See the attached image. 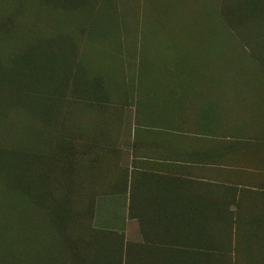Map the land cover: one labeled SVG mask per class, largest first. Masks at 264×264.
<instances>
[{
	"label": "crops",
	"instance_id": "crops-1",
	"mask_svg": "<svg viewBox=\"0 0 264 264\" xmlns=\"http://www.w3.org/2000/svg\"><path fill=\"white\" fill-rule=\"evenodd\" d=\"M213 10L205 23L223 34L196 42L208 59L251 66L207 67L198 70L204 82L164 83L136 106L91 117L88 139L81 119L79 180L94 188V227L120 236L118 264L264 254V78L248 77L264 76V0H218Z\"/></svg>",
	"mask_w": 264,
	"mask_h": 264
},
{
	"label": "trees",
	"instance_id": "trees-1",
	"mask_svg": "<svg viewBox=\"0 0 264 264\" xmlns=\"http://www.w3.org/2000/svg\"><path fill=\"white\" fill-rule=\"evenodd\" d=\"M102 12L99 0H0V54L5 53L4 59L0 61V70L10 68L17 71V75L10 80L0 76V92L2 95L3 92L6 93L1 99L8 98L10 103L6 105L14 111L17 119L24 120L31 116L33 120L31 129L27 130L30 133L21 131L16 138L2 133L0 127L1 137L7 139L0 142V167L5 166L1 158L6 155V144L29 147L30 166L33 169H37L40 162L43 163L40 160H43L44 153L60 157L58 162H62L61 166L49 164L50 171H61L62 176L67 179L65 187L71 186V191L74 187L78 188L79 195L88 191L87 205L76 206L71 191L67 189L64 193L61 188L64 185L55 177L51 178L48 186L52 187L51 190L40 187L39 181L31 177V200L36 195L40 206L37 211H44L45 216L53 218L62 243L73 241L72 236L67 239L66 229L69 226L75 228L72 229L74 235L85 241L87 254L84 264H118L116 257L119 235L99 230L92 223L94 188L85 185L84 176L79 180L78 171L79 140L82 137L79 131L83 130L85 125L81 124L82 117H87V136H83L88 139V132L90 134L94 131V121L91 117L110 116L123 112L126 106L138 105L144 98L148 99L159 93L158 88L164 84L162 80L169 84L204 82L207 76L200 74L198 70L211 67V60H219V65L213 67L238 63L245 65V62L246 66H251L254 62L252 59L239 62L228 59L222 62V59H208L206 54H203L196 56L205 59V65H197V58L192 57V53L187 55V50L196 48L199 44L188 46L184 42H173L171 45L176 50L175 54L158 56L160 61L155 58L157 56L150 55L149 49H145L143 43L141 46L131 45L132 48L128 49L123 45L125 42L107 38L111 24L103 17ZM222 34L221 27H208L205 23L204 35ZM205 45L203 43V47ZM101 54L102 57L99 56ZM99 57L103 60L119 59L126 67H108L107 63L103 65ZM261 59L264 62V59ZM39 67L49 71L51 76L49 74L48 80L44 79L46 77H42V80H39V77H30L29 72L32 69L36 72L40 70ZM248 77L252 78L250 81L264 78L260 75ZM71 94L74 97H71ZM3 110L0 108V115ZM0 120H3L1 116ZM94 129L100 131L97 127ZM34 154L39 156L34 157ZM0 173L3 178L4 171L0 170ZM18 187L12 188L5 181V187L0 189V198H12V211L19 205ZM56 187L60 188L61 198L56 195ZM22 190L26 188L22 187ZM48 196L52 197V200L48 201ZM20 198L26 199L24 196ZM82 215L87 221L84 235L79 232ZM0 229L5 231L9 227L3 223ZM121 238L123 241V237ZM71 249L78 253V250ZM232 251L234 252H215L217 256L214 264H230L232 261V264H264V254L261 260L247 261L246 250L238 249L235 254ZM11 254L13 258L12 249Z\"/></svg>",
	"mask_w": 264,
	"mask_h": 264
},
{
	"label": "rangeland",
	"instance_id": "rangeland-1",
	"mask_svg": "<svg viewBox=\"0 0 264 264\" xmlns=\"http://www.w3.org/2000/svg\"><path fill=\"white\" fill-rule=\"evenodd\" d=\"M217 1L218 0H99V3L103 8V17L111 24V31L109 30V32H107V38L109 37L121 43L125 42L123 45L128 49L136 44L141 46L143 43V47L149 49L150 55L152 54L153 57L157 56L155 58L159 60L160 57L158 56H173L175 54L176 50L171 45L173 42H184L187 43L188 46H190L189 44H199L197 45L199 48L196 47L187 50V55L192 53V57L197 58L195 59L198 62L197 65L204 66L205 59L197 56L206 54V50L203 47V43L201 42L202 45H200L201 43H197L195 39L200 38L201 40H205V22L209 18L212 19L215 13L213 10V3ZM119 45L121 44L119 43ZM104 52L106 53L105 50ZM102 55L103 54L99 56L102 57ZM106 55L107 57L110 56L108 53ZM4 56L5 53L0 54V58H2L0 61L4 59ZM101 60L103 65L107 63L108 67H126L119 59L103 60L101 58ZM218 61L219 60H211L210 66L219 65ZM221 61L224 62L223 60ZM29 74L30 77H39V80L40 78L42 80L44 77H46L44 78L45 80H48L47 77H49L50 73L48 70L40 68V70L36 72H33L32 69ZM16 75L17 71L10 68L0 70V76L6 77L9 80ZM162 82L165 83L164 80H162ZM5 94L6 93L3 92V95ZM3 95L0 92V108L4 109L0 115L3 118V120H0L2 121L0 122L1 132L13 138L19 136L21 131L30 133V131L27 130L31 129V121L33 122L31 116H28V118L24 120L17 119L14 111H11L10 106L6 105L10 103L8 98L2 100ZM71 97L74 96L71 94ZM53 111H55V108H53ZM130 113L131 110L128 109L126 114L127 118H129ZM26 125H28V127ZM127 127L128 124L125 123L126 130ZM35 130L37 131V129ZM1 136L2 134L0 135V142L7 140ZM48 141L49 137L47 139V142ZM4 150L6 155L2 156L3 159L1 158V160L5 166H1L0 170L4 171L3 178L5 180L1 178L2 173H0V189L5 187V181L12 188L19 186L17 188L19 205L16 208L13 206L15 211H12V198H0V226L5 223L10 229L5 231L0 229L1 264H7L9 261H11L12 264H84L87 254L85 241L82 238L78 239V236L76 237L74 235L73 230L75 228L69 226L66 229L67 239L69 236H72L73 241L70 242L68 240V243H62L59 238V231L56 230L53 223V218L45 216L44 211H37V208L39 209L40 206L37 202L38 198L36 195L33 200H31L30 191L32 190L33 183L31 177H35L39 181L40 187L44 186L45 189L50 190L52 187L50 188L48 186L51 183V178L55 177L57 181L59 180V183L64 185V187H61L64 193L67 189L71 191V186L68 188L65 187L67 179L64 175L62 176V172L50 171L49 168V164L61 166L62 162H58L60 157L57 156L56 158L52 153H44L42 155L43 160H40L43 161L44 164L39 161L40 166H37V169H33L30 166L29 147H23L21 144L18 146H9L6 144ZM8 152L13 153L9 154ZM23 156L26 157L27 161H25L26 159ZM38 156L39 155L34 154V157ZM42 164L44 167L41 166ZM54 174H56V176H53ZM72 174L73 173H71V176H73ZM34 184H36L35 180ZM21 186L25 187L26 190H22ZM38 192L40 193V188ZM55 192L57 193V197L61 198L59 187H56ZM71 194L76 206L87 205L89 196L88 191H86L85 194L79 195L78 188L74 187ZM20 196H24L26 199L24 200L20 198ZM51 198L48 196V201L52 200ZM40 204H42V202ZM80 217L82 225L79 227V232L84 235L87 221L86 217H83V215ZM12 231L15 232L13 233ZM70 247L78 250V253H75ZM11 249L14 254L13 258L11 256ZM232 262L230 264H232Z\"/></svg>",
	"mask_w": 264,
	"mask_h": 264
}]
</instances>
